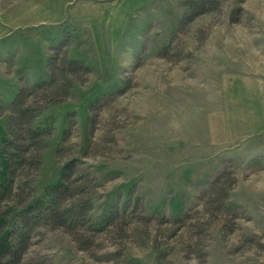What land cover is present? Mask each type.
I'll return each mask as SVG.
<instances>
[{
  "label": "rangeland",
  "instance_id": "374dc122",
  "mask_svg": "<svg viewBox=\"0 0 264 264\" xmlns=\"http://www.w3.org/2000/svg\"><path fill=\"white\" fill-rule=\"evenodd\" d=\"M185 1L0 0L3 126L63 41L90 70L45 112L22 182L42 197L80 159L88 239L42 229L20 264H264V0H215L182 27Z\"/></svg>",
  "mask_w": 264,
  "mask_h": 264
},
{
  "label": "trees",
  "instance_id": "16d2710c",
  "mask_svg": "<svg viewBox=\"0 0 264 264\" xmlns=\"http://www.w3.org/2000/svg\"><path fill=\"white\" fill-rule=\"evenodd\" d=\"M215 2L185 1L188 15L182 27L209 12ZM69 42L63 41L50 57L47 79L26 82L15 94L7 128L0 123V264H20L45 228L69 232L77 242L88 239L97 179L80 159L65 163L60 180L42 197H34L30 182L22 183L26 173L37 171L39 156L54 131L46 122L53 119H44L45 112L69 97L72 80H81L90 72L85 62L60 52Z\"/></svg>",
  "mask_w": 264,
  "mask_h": 264
}]
</instances>
